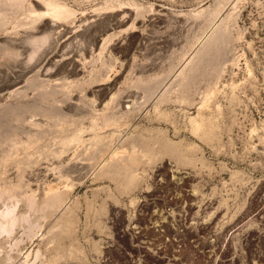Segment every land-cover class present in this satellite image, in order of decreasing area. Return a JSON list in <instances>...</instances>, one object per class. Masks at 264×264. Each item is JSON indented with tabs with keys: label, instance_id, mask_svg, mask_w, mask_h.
I'll return each instance as SVG.
<instances>
[{
	"label": "rangeland",
	"instance_id": "obj_1",
	"mask_svg": "<svg viewBox=\"0 0 264 264\" xmlns=\"http://www.w3.org/2000/svg\"><path fill=\"white\" fill-rule=\"evenodd\" d=\"M9 208L0 264H264V0H0Z\"/></svg>",
	"mask_w": 264,
	"mask_h": 264
},
{
	"label": "bare ground",
	"instance_id": "obj_2",
	"mask_svg": "<svg viewBox=\"0 0 264 264\" xmlns=\"http://www.w3.org/2000/svg\"><path fill=\"white\" fill-rule=\"evenodd\" d=\"M122 162V161H121ZM116 164H117V162H116ZM113 166V165H112ZM122 166V165H121ZM126 166V165H125ZM118 167V166H117ZM54 196V195H53ZM52 196V198L51 199H48V198H46V199H48V203H46V205L48 204V206H53V207H55V209L57 208L56 206H58V205H60L61 204V202H62V198L60 197V196H54L53 197ZM48 197H50V196H48ZM3 200V199H2ZM7 200V199H6ZM47 206V207H48ZM53 207H51L52 209H53ZM39 208V207H38ZM15 213V211L12 209H6V211L4 210V212L2 211V213H1V216L0 217H2L4 220H6V222L5 223H1L0 224V231H1V233L3 234V233H10V232H13L12 231V229H13V226L15 225V221H16V215L14 214ZM15 215V216H14ZM3 220V221H4ZM0 233V234H1Z\"/></svg>",
	"mask_w": 264,
	"mask_h": 264
}]
</instances>
